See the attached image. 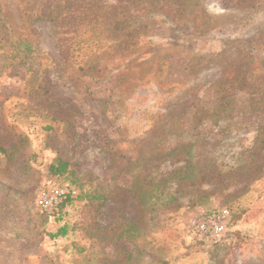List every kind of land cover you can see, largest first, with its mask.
<instances>
[{"label": "rangeland", "instance_id": "1", "mask_svg": "<svg viewBox=\"0 0 264 264\" xmlns=\"http://www.w3.org/2000/svg\"><path fill=\"white\" fill-rule=\"evenodd\" d=\"M0 264H264V0H0Z\"/></svg>", "mask_w": 264, "mask_h": 264}, {"label": "built area", "instance_id": "2", "mask_svg": "<svg viewBox=\"0 0 264 264\" xmlns=\"http://www.w3.org/2000/svg\"><path fill=\"white\" fill-rule=\"evenodd\" d=\"M76 195L70 187L43 189L39 194V204L47 212L53 211L59 201ZM232 213L226 206L200 208L188 221V228L194 237L203 243H220L229 235Z\"/></svg>", "mask_w": 264, "mask_h": 264}, {"label": "trees", "instance_id": "3", "mask_svg": "<svg viewBox=\"0 0 264 264\" xmlns=\"http://www.w3.org/2000/svg\"><path fill=\"white\" fill-rule=\"evenodd\" d=\"M67 165H68V163L66 161H62V160L58 159L57 162H56V164L54 162H52V163H50L48 165V168L53 173H60V172L66 170ZM232 223H233V219H232ZM65 232H66V227L65 226H62V227H60L58 229V231L54 234V236H56V235H64ZM199 242H201V241H199ZM214 244H217V243H214Z\"/></svg>", "mask_w": 264, "mask_h": 264}]
</instances>
